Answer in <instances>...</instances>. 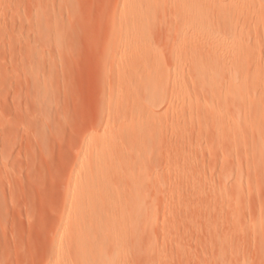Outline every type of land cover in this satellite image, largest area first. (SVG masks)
Instances as JSON below:
<instances>
[{
	"label": "rangeland",
	"instance_id": "1",
	"mask_svg": "<svg viewBox=\"0 0 264 264\" xmlns=\"http://www.w3.org/2000/svg\"><path fill=\"white\" fill-rule=\"evenodd\" d=\"M163 2L132 21L136 0H0V264L74 263L51 241L76 222L69 183L100 164L148 182L135 264H264V0L201 24L209 68L176 38L190 12Z\"/></svg>",
	"mask_w": 264,
	"mask_h": 264
},
{
	"label": "bare ground",
	"instance_id": "2",
	"mask_svg": "<svg viewBox=\"0 0 264 264\" xmlns=\"http://www.w3.org/2000/svg\"><path fill=\"white\" fill-rule=\"evenodd\" d=\"M136 1L137 9L132 16V21H136L139 18L143 9L153 10L154 12L157 11L160 8V2H163V0H157L153 4L151 0ZM241 1L242 0H226V2L223 3L220 0H164V7L170 4L171 8H173L172 10H175L174 8L178 9L176 10L177 12L187 9L186 12L188 15L190 12L191 15L189 16H191V19L193 18L188 25L181 28L182 30L179 29L178 32L174 31L177 36L174 35L180 41L184 40L185 42L186 40V42H189V44L187 42V46H185V54L183 57H189L190 62L194 66H201L205 61L206 64H208L207 68L213 66L215 58L218 56L215 52V48H213L215 41H213V43L209 40V42L211 41L210 43H213L212 45L210 43L203 44L189 40L191 38L193 39L195 33L201 29V24L203 26L206 22H212L213 18L217 19L216 17L223 16L224 20L222 21L218 18L219 23L222 22V24L227 20H232L234 22L235 15L240 16L238 14V7ZM240 13H242V11ZM238 16L236 17L238 18ZM215 22L217 23V21ZM215 22H213V25ZM206 24L212 25L211 23ZM127 36L128 39H131L129 35ZM127 36H125V38H127ZM128 39L126 41H128ZM157 49H153L151 54V63L153 64L161 60V52L157 51ZM203 54L206 55V59L202 58ZM218 57H220V55ZM152 125L153 124L150 125L148 122L144 128L137 129L139 132L136 134L139 136L137 139L140 144H143L155 133L154 129V132L151 130V128H154V125ZM103 129L97 136L103 138L107 135L105 132L107 129ZM150 133H153L152 136H150ZM100 165V169L98 168V170L96 168L97 171L95 170V173L87 174L81 171L80 175L77 174L78 176H74V180L69 183L71 184L69 187L74 188L72 186L75 185V188H68L72 191L71 194L66 197L70 196V200H73V198L79 200L73 204H71V202L70 204L67 203L68 206H64L65 211L62 213L66 212V216L64 215L65 222H69V215L71 213L75 215L76 222L72 234H69L70 236L67 240H59V235H55L52 238L51 244L53 243L52 246L54 244L59 246L61 255L70 254L71 251V254L73 253L75 257L74 263L72 264H135V258L139 255L140 248L144 247H141V244L143 242L146 243L149 236H151L150 234H152L150 233L149 223L150 215L152 217L151 206L153 205H151L150 202V191L148 192L147 190L148 182L141 173L135 172V169L128 173H123L121 172L122 170L119 169V164ZM130 165L136 167V164ZM81 169L82 168H80V170ZM67 191L70 192L69 190ZM164 200L166 202V199ZM63 225H59L56 229L60 232L64 231V229H62ZM149 245L150 244H148V246ZM54 248H56V246ZM146 255L143 256V254H141V256L145 258ZM144 260L146 261V259Z\"/></svg>",
	"mask_w": 264,
	"mask_h": 264
}]
</instances>
